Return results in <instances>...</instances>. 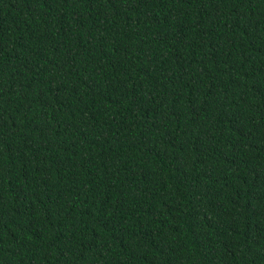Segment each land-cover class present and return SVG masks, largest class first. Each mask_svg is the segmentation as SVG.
<instances>
[{"label":"trees","instance_id":"16d2710c","mask_svg":"<svg viewBox=\"0 0 264 264\" xmlns=\"http://www.w3.org/2000/svg\"><path fill=\"white\" fill-rule=\"evenodd\" d=\"M0 264H264V0H0Z\"/></svg>","mask_w":264,"mask_h":264}]
</instances>
